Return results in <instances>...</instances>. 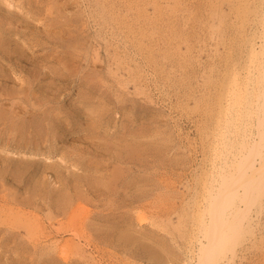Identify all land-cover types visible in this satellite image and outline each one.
<instances>
[{
  "label": "rangeland",
  "instance_id": "1",
  "mask_svg": "<svg viewBox=\"0 0 264 264\" xmlns=\"http://www.w3.org/2000/svg\"><path fill=\"white\" fill-rule=\"evenodd\" d=\"M3 1L0 0V110L6 114L0 115L5 117L0 122V162L7 163H0V196L4 195L0 198V228L16 231L18 228L11 226L14 222L27 221L41 233L47 230L48 235L43 237L37 230L36 240H29V234L26 236L21 229L14 236L9 234L12 231H1L0 264H197L201 258L198 247L206 239L201 238L206 234L201 233L202 221L198 222L206 217L205 198L215 188V172L227 154L216 134L220 131L218 123L213 128L221 114L216 106L222 102L221 97L228 95L232 77L239 84L242 80L246 87L251 85L246 131L254 140L261 139V123L257 121L263 114L255 92L262 63L259 64L260 54L254 58L252 50L257 52L264 36V0ZM66 53L67 58L75 56L70 58L71 65L69 58H64ZM250 66H255L256 71H251L254 69ZM244 68H249L248 72ZM256 96L259 98L255 100ZM55 110L57 114L53 115L67 118L63 120L68 122L66 127L49 115ZM27 118L42 121L38 128L29 129ZM47 118H52L54 124ZM44 123L54 128L48 135ZM18 125L26 129L22 136L13 131ZM228 146L230 152L236 151L235 143ZM262 154L253 157L256 162ZM20 165L27 166L24 169ZM6 167L19 171L15 169L14 174ZM113 176L115 181L111 180ZM59 192L62 199L72 196L69 210L58 203ZM261 199L249 207L246 215L253 220L242 221L245 223L236 231L239 236L228 242L230 250L221 251L225 258L219 264H264V194ZM234 204L244 203L241 199V203ZM79 205L84 207L83 215ZM58 208L68 212L64 218L60 211L57 213ZM73 208L78 213L71 211ZM55 211L60 217H55ZM69 212L75 213L71 214L73 218L78 214L79 220L86 216L83 221H73H79L77 229L84 235L77 232L79 236L75 237V231H63L64 223H70L66 220L71 216ZM31 243L37 245L33 247ZM48 245L55 246L53 252ZM60 246L64 248L62 255V251L58 252ZM42 253L50 256L45 258Z\"/></svg>",
  "mask_w": 264,
  "mask_h": 264
},
{
  "label": "bare ground",
  "instance_id": "2",
  "mask_svg": "<svg viewBox=\"0 0 264 264\" xmlns=\"http://www.w3.org/2000/svg\"><path fill=\"white\" fill-rule=\"evenodd\" d=\"M5 1V0H4ZM3 1V2H4ZM13 1V0H12ZM81 1V0H80ZM17 2V1H16ZM245 2V1H244ZM17 5V4H16ZM261 5V4H260ZM18 6V5H17ZM241 7V6H240ZM257 8H258V6H257ZM47 9V8H46ZM37 17V16H36ZM264 17V16H263ZM70 18V17H69ZM263 19V18H262ZM10 21V20H9ZM15 21V20H14ZM33 21V20H32ZM83 21V20H82ZM131 21V20H130ZM31 22V21H30ZM104 22V21H103ZM262 22H263V20H262ZM63 23V22H62ZM65 23V22H64ZM68 23H69V21H68ZM1 24V23H0ZM3 24V23H2ZM130 24V23H129ZM261 24V23H260ZM263 24V23H262ZM83 27V26H82ZM143 27V26H142ZM69 29H70V27H68ZM261 28V27H260ZM32 29V28H31ZM263 29H264V27H263ZM1 30V29H0ZM46 30V29H45ZM134 30V29H133ZM138 30V29H137ZM146 30V29H145ZM44 31V30H43ZM129 31V30H128ZM48 33V32H47ZM84 33V32H83ZM258 33H259V31H258ZM124 35V34H123ZM129 36V35H128ZM32 37V36H31ZM262 37H263V39H261L262 41H261V43H259V45L257 46L258 48H256V51L257 52H255L254 51V47L252 48L253 50V56H254V58H256L255 56L257 55V54H260V57L258 58L259 59V64L260 63H262L261 65H262V67H261V70H259V71H261V72H258V83H259V88H258V92L256 91L255 93H257L258 94V96L260 97V100H259V102H258V105L261 107L260 109H261V113L263 114V116L261 115V116H258V118H259V121H257V124L260 122L261 123V125H259L260 126V128L258 127V129H261L262 130V132L260 131V134H262L260 137H261V139L259 140H254L252 137V135H250L249 133H247V131H246V129H247V121H246V119H245V117H247V116H245L246 114V111L248 110L247 109V105L249 104V98H250V96H249V94H247L248 93V88L249 87H251V85L250 86H248L247 85V87H246V85L244 84L243 85V82H242V80H241V82H242V85H240L241 84V82H240V84L239 83H237L236 82V80L234 79V77H232V84L230 85V88L228 89V91H227V93H228V95H226V97H221V98H223V100H222V102H220V100H219V104L220 105H218V106H216L218 109V111H217V113H221L220 114V116H219V118L216 120V126H213V128L214 127H218L217 126V123H218V125H219V127H220V131H218L216 134H218L219 133V139L222 141V144H221V142H220V144L222 145V147H224L223 148V151H225L226 150V152L225 153H227L226 155H224L225 156V159H223V161L221 162V166H220V168H218L217 169V172H215V173H217L215 176H216V179H217V181H216V179L214 180L215 182H216V185H215V188L213 189H211V192L210 193H208L209 195H207L208 197H206L205 199H207V202H206V205H204V206H207V210L205 209V211H207V213L205 214L206 215V217H204V219H202V220H200L198 223H200L201 221V223H200V225H201V227L200 228H202L203 230H201L202 232L201 233H203V232H205V234H206V237H201L202 239L203 238H206V239H208L207 241H206V239H205V243L202 245V247L201 248H199L198 247V249H201V258L199 259V258H197V259H199L198 260V263L197 264H219L220 263V260L221 259H223V258H225V255H223L222 253H221V251L222 252H224L225 250H230L229 248H227V247H230L229 246V244L231 243H228L229 241H230V239L231 240H236L237 238V236H239V234L237 235V233L238 232H236V231H238L239 229H237V228H240L241 229V227H239V226H242L244 223L242 222L243 220H247L248 218H247V212L249 211V207H251V205L252 204H254V203H256V202H258V200L260 199V200H262L261 199V196H263V194H264V154H262V155H260L259 156V160H258V162H256V160L253 158V157H255V155H259L260 153H264V151H262L261 152V150H263V147H264V140L263 141H261L262 140V136L264 135V36L262 35ZM85 38H87V37H85ZM126 38V37H125ZM128 40V39H127ZM85 41V40H84ZM108 41V40H107ZM106 41V42H107ZM246 42V41H245ZM244 42V43H245ZM78 43H79V41H78ZM80 43H81V41H80ZM114 43V42H113ZM29 44V43H28ZM130 44V43H129ZM132 44V43H131ZM63 45V44H62ZM68 45V44H67ZM71 45V44H70ZM115 45V44H114ZM81 46H82V44H81ZM84 46V45H83ZM70 47H73V46H70ZM75 47V46H74ZM80 47V46H79ZM141 47V46H140ZM117 48V47H116ZM58 49V48H57ZM70 50V49H69ZM93 50V49H92ZM99 50V49H98ZM94 51V50H93ZM96 51V50H95ZM117 51V50H116ZM129 51V50H128ZM38 52V51H37ZM57 52V51H56ZM69 52V51H68ZM150 52V51H149ZM240 52V51H239ZM153 54V53H152ZM50 55V54H49ZM57 55V54H56ZM60 55V54H59ZM64 55H65V53H64ZM69 54L68 53H66V57H64V58H67V56H68ZM71 55H72V53H71ZM95 55V54H94ZM249 55H251V54H249ZM32 56V55H31ZM54 56V55H53ZM61 57H62V55H60ZM127 56V55H126ZM244 56H245V54H244ZM258 56V55H257ZM52 57V56H51ZM61 57H59L58 56V58H60L61 60L63 59V58H61ZM71 57H74L75 58V56H71ZM70 56L67 58L69 61H68V64L70 63V61L72 60H70V58H71ZM38 58V57H37ZM47 58V57H46ZM55 58H57V57H55ZM54 58V59H55ZM57 58V61L59 60ZM253 58V57H252ZM253 58V59H254ZM92 59V58H91ZM107 59V58H106ZM250 60L249 61H252L251 60V58H249ZM60 60V61H61ZM66 60V59H65ZM64 59L62 60L63 62L65 61ZM93 60V59H92ZM131 60V59H130ZM61 61V62H62ZM75 61V60H74ZM73 61V62H74ZM142 61V60H141ZM253 61H256V60H253ZM252 61V62H253ZM258 61V60H257ZM48 62V61H47ZM61 62H60V64H61ZM120 62V61H119ZM152 62V61H151ZM252 62H250V63H252ZM50 64H51V62H49ZM58 63H59V61H58ZM66 63V62H65ZM99 63H101V62H99ZM56 64V63H55ZM92 64V63H91ZM146 64V63H145ZM247 63H245V66H247L248 67V64L246 65ZM54 65V64H53ZM52 65V66H53ZM64 65V64H63ZM70 65H71V63H70ZM78 65V64H77ZM117 65V64H116ZM230 65V64H229ZM258 65V62H257V64H256V66ZM51 66V69H53V71L55 70V65H54V67H52ZM75 66H76V64H75ZM74 66V67H75ZM90 66V65H89ZM152 66V65H151ZM65 66H63V68H64ZM73 67V68H74ZM163 67V66H162ZM233 67V66H232ZM244 67V66H243ZM246 67V68H247ZM252 66H250V69H254L255 68V66H253L254 68H251ZM59 69H60V67H58ZM75 68H77V67H75ZM106 68V67H105ZM246 68H244V69H246ZM34 69V68H33ZM67 69V68H66ZM71 69V68H70ZM90 69V68H89ZM9 70V69H8ZM41 70V69H40ZM60 70H62L63 71V69H60ZM247 70H249V68L248 69H246V71ZM44 71V70H43ZM75 71H76V69H75ZM93 71V70H92ZM245 71V72H246ZM251 71H256V69H254V70H251ZM46 72V71H45ZM52 72V71H51ZM74 72V71H73ZM85 72H87L88 73V71H85ZM226 72V71H225ZM224 72V73H225ZM248 72V71H247ZM53 73V72H52ZM94 73V72H93ZM250 73H252V72H250ZM62 74V73H61ZM60 74V75H61ZM249 74V73H248ZM59 75V74H58ZM60 75H59V77H60ZM69 75H71V74H69ZM128 75V74H127ZM245 75H247V73L245 74ZM244 75V76H245ZM251 75V74H250ZM253 75V74H252ZM51 76V75H50ZM53 76H55V75H53ZM73 76V75H72ZM82 76V75H81ZM80 76V77H81ZM88 76V75H87ZM87 76H85V77H87ZM234 76V75H233ZM236 76H238L237 74H236ZM235 76V77H236ZM19 77V76H18ZM57 77V76H56ZM62 77H64V75L62 76ZM69 77V76H68ZM141 77V76H140ZM164 77V76H163ZM242 77V76H241ZM251 77V76H250ZM32 78V77H31ZM53 78V77H52ZM67 78V77H66ZM66 78H64L63 80L65 81L66 80ZM97 78H99V77H97ZM97 78H94V79H97ZM246 78V77H245ZM51 79V78H50ZM56 79V78H55ZM62 79V78H61ZM78 79V78H77ZM93 79V78H92ZM93 79V80H94ZM116 79V78H115ZM120 79V78H119ZM242 79V78H241ZM252 79V78H251ZM255 79V78H254ZM21 80H24V79H21ZM20 80V81H21ZM36 80V79H35ZM53 80V79H52ZM57 80V79H56ZM59 81H60V78L58 79ZM62 80V81H63ZM123 80V79H122ZM245 80V79H244ZM33 81V80H32ZM55 81V80H54ZM61 81V82H62ZM87 81V80H86ZM88 81H90V80H88ZM102 81V80H101ZM121 81V80H120ZM158 81H159V79H158ZM250 82V79L248 80L247 79V82ZM22 82H24V81H22ZM28 82V81H27ZM61 82H60V84H61ZM96 82V81H95ZM164 82V81H163ZM21 83V82H20ZM20 83H19V87H20ZM39 83V82H38ZM51 83H52V81H51ZM59 83V82H58ZM147 83V82H146ZM251 83V82H250ZM257 83V84H258ZM29 84V83H28ZM101 84V83H100ZM248 84V83H247ZM25 85H26V83H25ZM54 85H55V83H54ZM121 85V84H120ZM122 85H124L123 83H122ZM161 85H163V84H161ZM223 85V84H222ZM21 86H22V83H21ZM29 86V85H28ZM36 86V85H35ZM111 86V85H110ZM118 86H119V84H118ZM223 86H225V85H223ZM121 87V86H120ZM124 87V86H123ZM22 88H24V87H22ZM25 88H28L29 89V87H25ZM59 88V87H58ZM57 88V89H58ZM113 88V87H112ZM221 89H222V87H220ZM27 89V90H28ZM31 89V88H30ZM103 89V88H102ZM101 89V90H102ZM251 89V88H250ZM59 90V89H58ZM145 90V89H144ZM163 90V89H162ZM18 92L19 91H21V90H17ZM223 91H224V88H223ZM223 91H222V93L221 94H223ZM250 91V90H249ZM23 92V91H22ZM220 92H221V90H220ZM224 93H226V91L224 92ZM254 93V94H255ZM220 94V95H221ZM253 94V95H254ZM257 94H255V95H257ZM6 96L8 95V94H5ZM24 95V98H25V95H26V93L25 94H23ZM121 95V94H120ZM127 95V94H126ZM5 96V97H6ZM9 96V95H8ZM15 96V95H14ZM124 96V95H123ZM135 96V95H134ZM138 96V95H137ZM145 96V95H144ZM223 96V95H222ZM258 96H256L255 97V100H256V98H259ZM4 97V96H3ZM11 97V96H10ZM122 97V96H121ZM219 97V98H220ZM7 98V97H6ZM9 98V97H8ZM48 98V97H47ZM50 98V97H49ZM48 98V99H49ZM119 98V97H118ZM23 99V98H22ZM28 98H26V100H27ZM51 99V98H50ZM52 99H54V98H52ZM123 99V98H122ZM218 99V98H217ZM54 100H56V99H54ZM254 100V99H253ZM3 101V100H2ZM25 101V100H24ZM122 101V100H121ZM132 101V100H131ZM140 101V100H139ZM120 102V101H119ZM129 102V101H128ZM149 102H151V101H149ZM217 102V101H216ZM256 102V101H255ZM255 102H253V103H255ZM12 104H13V102H11ZM133 103V102H132ZM152 103V102H151ZM218 103V102H217ZM216 104V103H215ZM119 105V104H118ZM129 105H130V103H129ZM52 106V105H51ZM145 106V105H144ZM248 106H250V105H248ZM258 106V107H259ZM5 107V106H4ZM10 107H12V105L10 104ZM14 107V106H13ZM53 107V106H52ZM255 108H256V106H254ZM25 108V107H24ZM23 108V109H24ZM51 108V107H50ZM3 109V108H2ZM5 109V108H4ZM13 109V108H12ZM14 109H15V107H14ZM17 109H18V107H17ZM22 109V110H23ZM19 110H21V109H19ZM46 110V109H45ZM45 110H43L44 111V113L47 111H45ZM49 110H52V109H49L48 108V111ZM59 110V109H58ZM84 110V109H83ZM29 111V110H28ZM27 110H26V113L28 112ZM43 111L41 112L42 114H43ZM4 112H5V110H4ZM3 111H1L0 110V115L2 114H6V113H4ZM9 112V111H8ZM10 112H11V110H10ZM14 112H16V111H14ZM21 112V111H20ZM36 112V111H35ZM50 112V111H49ZM53 112H56V114H57V111L55 110V111H52V113L51 114H49L52 118L53 117H56V119H54L56 122L58 121L59 123V125H62V126H64V125H67V123L68 122H66V120L65 121H63L64 119H67V118H65L64 117V119L58 114V115H53L54 113ZM59 112V111H58ZM87 112V111H86ZM255 112H257V110H254V113ZM17 113H19L18 111H17ZM23 113H25V112H23ZM22 113V114H23ZM38 113H39V111H38ZM48 113V112H47ZM60 113V112H59ZM20 114V113H19ZM41 114V115H42ZM61 115H64L65 116V114H62V113H60ZM11 115H12V113H11ZM10 115V116H11ZM15 115V114H14ZM30 115V114H29ZM34 114H32V116L30 115V116H28V117H34L33 116ZM40 115V114H39ZM46 115V114H45ZM44 115V117L46 118V116ZM48 115V114H47ZM68 115H70V114H68L67 113V116ZM13 116V115H12ZM43 116V115H42ZM17 117H19V116H17ZM24 117V116H23ZM218 117V116H217ZM16 118V117H15ZM15 118H13V119H15ZM22 118V117H21ZM25 118H26V116H25ZM43 117H41V119H42ZM52 118H51V120H52ZM58 118V119H57ZM62 118V120H59V119H61ZM70 118V117H69ZM68 118V119H69ZM258 118L256 117V119L258 120ZM5 119V117H2V116H0V122H2L3 123V120ZM28 119V121H30V123H28V128L29 127H35V128H38V127H36V126H40V125H38V124H40L41 123V121H39V118H37V121L38 122H34V121H32L30 118H27ZM30 119V120H29ZM10 120H11V117H10ZM35 120V119H34ZM43 120H44V118H43ZM47 120L49 121V123H51V120H50V118L48 119L47 118ZM91 120V119H90ZM215 120L213 121V124H214V122H215ZM19 121V120H18ZM21 121V120H20ZM19 121V122H20ZM45 121V120H44ZM68 121V120H67ZM263 121V122H262ZM47 122V121H46ZM9 123V122H8ZM49 123L47 124V123H44V124H46L47 125V127H44L45 129H44V131H45V134L46 135H48V131L49 132H51V129H54V128H51V129H49ZM53 123V122H52ZM52 123H51V125H52ZM95 123V122H94ZM54 124V123H53ZM251 124V123H250ZM250 124H248V126L250 125ZM1 125V124H0ZM7 125V124H6ZM25 125V124H24ZM46 125H44V126H46ZM111 125V124H110ZM19 126H21V125H18V127L16 128V129H13V131H14V133L15 132H17V133H19V135L20 136H22L21 134V132L25 129H22L21 127H19ZM23 126V125H22ZM91 126V125H90ZM23 127H25V126H23ZM53 127V126H52ZM64 127H66V126H64ZM92 127H94V126H92ZM91 127V128H92ZM250 127V126H249ZM254 127V126H253ZM257 127V126H256ZM56 128V127H55ZM60 128H61V126H60ZM95 128V127H94ZM94 128H92L93 130H94ZM5 129H9L8 127L7 128H5ZM5 129H3L4 131H5ZM30 129V128H29ZM34 129V128H33ZM215 129V128H214ZM250 129V128H249ZM26 130V129H25ZM24 130V131H25ZM35 130V129H34ZM254 130V129H253ZM253 130H252V132H253ZM257 130V129H256ZM256 130H255V132H256ZM28 131H30V130H28ZM259 131V130H258ZM256 132L255 134H257L258 133V135H259V132ZM32 132V131H31ZM36 133H37V131H35ZM107 132V131H106ZM252 132H251V134H252ZM4 133V132H3ZM34 133V132H33ZM123 133V132H122ZM145 133V132H144ZM52 134V133H51ZM121 134V133H120ZM13 135V134H12ZM11 135V136H12ZM34 135H36V134H34ZM33 135V136H34ZM53 135V134H52ZM9 136V135H8ZM13 136H15V135H13ZM151 136V135H150ZM209 136V135H208ZM217 136V137H218ZM255 136H257V135H255ZM122 137V136H121ZM259 137V138H260ZM1 138V137H0ZM18 138V137H17ZM255 138V137H254ZM19 139V138H18ZM21 139H22V137H21ZM264 139V138H263ZM13 140V139H12ZM233 140H236L237 142H233ZM21 141H23V140H21ZM252 141V142H251ZM20 143H22V142H20ZM232 143H235V145H236V151H229L230 150V148H229V146L228 145H231ZM251 143V144H250ZM219 144V143H218ZM250 144V146H248ZM24 145V144H23ZM43 145V144H42ZM141 145V144H140ZM220 145V146H221ZM25 146V145H24ZM33 147V146H32ZM221 147V148H222ZM231 148H232V146H230ZM234 147V146H233ZM35 148V147H34ZM260 148V150H258ZM37 149V148H36ZM21 150H23V149H21ZM26 150H28V149H26ZM31 150V149H30ZM136 150V149H135ZM163 150V149H162ZM232 150V149H231ZM31 151H33V149L31 150ZM30 151V152H31ZM38 151V150H37ZM36 151V152H37ZM59 151H62V150H59ZM221 151V150H220ZM28 152V151H27ZM34 152V151H33ZM65 152H67V151H64V153ZM150 152V151H149ZM156 152V151H155ZM158 152V151H157ZM49 153L51 154V152H50V150H49ZM49 153L47 154V155H49ZM53 153V152H52ZM59 153V152H58ZM10 154V153H9ZM24 154V153H23ZM29 154V153H28ZM66 154V153H65ZM229 154V156H227ZM18 155V154H17ZM37 155V154H36ZM47 155H45V156H47ZM62 155H63V153H62ZM128 155V154H127ZM23 156V155H22ZM21 156V157H22ZM29 156V155H28ZM31 156H33V155H31ZM52 156V155H51ZM17 157V156H16ZM30 157V156H29ZM61 157V156H60ZM65 157V156H64ZM63 156H62V159L64 158ZM156 157V156H155ZM229 157V158H228ZM11 158V157H10ZM18 158V157H17ZM16 158V160H18ZM23 158V157H22ZM27 158V157H26ZM31 158V157H30ZM35 158V157H34ZM55 158V157H54ZM223 158V157H222ZM3 159V158H2ZM2 159H1V161H2ZM39 159V158H38ZM50 159V158H49ZM145 159V158H144ZM159 159V158H158ZM4 160V159H3ZM6 160V159H5ZM11 160V159H10ZM10 160H9V162H10ZM102 160V159H101ZM139 160V159H138ZM219 160V159H218ZM34 161V160H33ZM126 161V160H125ZM6 162V161H5ZM9 162H8V164H9ZM12 162V161H11ZM10 162V163H11ZM24 162V161H23ZM35 162V161H34ZM46 162H47V160H46ZM139 162V161H138ZM234 162V163H233ZM0 163H4V162H0ZM7 163V162H6ZM6 163H4V164H6ZM27 163V162H26ZM42 163V162H41ZM53 163V162H52ZM140 163V162H139ZM1 164V165H2ZM14 164H16V162L14 163ZM19 164V162L17 163V165ZM21 164V163H20ZM29 164H30V162H29ZM44 164V163H43ZM54 164V163H53ZM52 164V165H53ZM109 164V163H108ZM28 165V164H27ZM27 165H25V168H26V166ZM31 165V164H30ZM29 165V167L28 168H31V166ZM32 165H34V164H32ZM55 165V164H54ZM59 165V164H58ZM7 166V165H6ZM9 166V165H8ZM20 166H22V165H20ZM46 166H48V165H46ZM45 165H44V168L46 167ZM9 167H12V166H9ZM19 166H17V168H18ZM23 167V166H22ZM49 167V166H48ZM48 167H47V169H48ZM5 168V167H4ZM24 168V167H23ZM24 168V169H25ZM52 168H54V167H52ZM214 169H215V167H213ZM6 169H7V167H6ZM5 169V170H6ZM16 169V168H15ZM15 169H13L14 171H12V169H7V170H11L12 172L11 173H13L14 172V174H15V172L18 170V169H16V171H15ZM22 169V168H21ZM23 169V170H24ZM129 169V168H128ZM2 170V169H1ZM45 170V169H44ZM44 170H43V172H44ZM54 170H56V169H54ZM79 170V169H78ZM106 170V169H105ZM19 171V170H18ZM113 171V170H112ZM3 172H4V170H3ZM6 172V171H5ZM8 172V171H7ZM21 172V171H20ZM26 172V171H25ZM24 172V173H25ZM28 172V171H27ZM31 172V171H30ZM115 172V171H114ZM18 173V172H17ZM16 173V174H17ZM110 173V172H109ZM113 173V172H112ZM23 174V173H22ZM41 174H43V173H41ZM121 174V173H120ZM18 175V174H17ZM39 175V174H38ZM121 176V175H120ZM115 178H114V176H113V178L111 179V180H114ZM115 181V180H114ZM212 181V180H211ZM40 182V181H39ZM53 183V182H52ZM51 183V184H52ZM36 184H38V183H36ZM42 184H43V182H42ZM55 184V183H54ZM211 184V183H210ZM116 185V184H115ZM38 186L40 187V183L38 184ZM210 186V185H209ZM213 186H214V183H213ZM212 185L210 186V187H213ZM41 187H42V185H41ZM43 188V187H42ZM58 189V188H57ZM112 189V188H111ZM37 190L38 191H40V189L39 188H37ZM61 190V189H60ZM125 191H126V189H124ZM1 191V190H0ZM121 191H122V189H121ZM4 192V191H3ZM52 192V191H51ZM76 192V191H75ZM79 192V191H78ZM77 192V193H78ZM53 193V192H52ZM52 193L50 194V195H52ZM57 193V192H56ZM63 192H61V194H62ZM65 193V192H64ZM77 193H74V194H77ZM84 194V193H83ZM116 194V193H115ZM136 194V193H135ZM6 195V194H5ZM49 195V194H48ZM55 195V194H54ZM63 195V194H62ZM67 195V194H66ZM66 195H63V196H66ZM78 195H79V193H78ZM81 195L82 194H80V197L79 198H81ZM3 194H2V196H0V198L2 199L3 198ZM77 196V195H76ZM27 197V202H29L30 200L28 199V197L29 196H26ZM25 197V198H26ZM49 197V196H48ZM59 197H61V198H59ZM59 197H56V201H57V199L59 198L60 199V202H58V203H60V204H62V206L64 205L65 207H64V210H65V208L66 209H68V208H71V206H72V198H70V197H72L71 195H70V197L69 198H67L68 196H66V198L65 199H62V196L60 195V192H59ZM75 197V195L73 196V198ZM83 197L85 198V196L83 195ZM83 197H82V199H83ZM95 197V196H94ZM52 198V197H51ZM64 198V197H63ZM78 198V200H80ZM238 198H240V200L238 199ZM5 199V198H4ZM4 199H3V201H4ZM6 199H8V198H6ZM91 199V198H90ZM237 199V200H236ZM241 199H242V203H244L242 206H240L239 204H237V206L234 204V201H239L240 203H241ZM15 200V199H14ZM14 200H10V202L11 201H13L14 202ZM19 200H21V199H19ZM18 200V201H19ZM26 200V199H25ZM29 200V201H28ZM75 200H77V199H75ZM95 200V199H94ZM118 200V199H117ZM15 201H17V200H15ZM15 202V203H20V204H22L21 202L22 201H19V202ZM41 201V200H40ZM55 201V200H54ZM73 201H74V199H73ZM82 201V200H81ZM80 201V202H81ZM135 201V200H134ZM23 202H25V201H23ZM53 202V201H52ZM79 202V201H78ZM92 202H93V200H92ZM111 202V201H110ZM261 202V201H260ZM31 203H32V201H31ZM57 203V204H58ZM75 203H77V202H74V204ZM94 203V202H93ZM112 203V202H111ZM136 203V202H135ZM236 203V202H235ZM4 203L2 202V207L3 206H5V205H3ZM24 205H26L25 203H23ZM23 204H22V206H23ZM28 204V203H27ZM30 204V203H29ZM50 204V203H49ZM55 204V203H54ZM59 204V206H61ZM73 204V205H74ZM94 204H96V202L94 203ZM259 204V203H258ZM52 205V204H51ZM56 205V204H55ZM0 206H1V203H0ZM29 206V205H28ZM32 206H34V207H36L35 206V204H32ZM58 206V207H59ZM62 206H61V208H62ZM76 206V205H75ZM75 206H73V207H75ZM80 206V208H76V209H80V210H78V211H80V214H82L83 215V213H81V210H82V212H83V208L84 207H82V205H79ZM1 207V208H2ZM30 207H31V205H30ZM38 207V206H37ZM45 207V206H44ZM5 208H6V206H5ZM32 208V207H31ZM206 208V207H205ZM4 209V208H3ZM3 209H1V210H3ZM14 209V208H13ZM12 209V212L14 211ZM17 209V208H16ZM15 209V210H16ZM56 209V208H55ZM59 210L57 211V213L60 211V208H58ZM63 209V208H62ZM62 209H61V211H62ZM7 210V209H6ZM18 210L20 211V209L18 208ZM27 210V209H26ZM35 210V209H34ZM69 210V209H68ZM71 210V209H70ZM106 210V209H105ZM9 211V210H8ZM8 211H7V213H8ZM23 211V210H22ZM27 211H31L30 209H28ZM60 211V212H61ZM71 211H74L75 212V209L73 208ZM253 211V210H252ZM11 212V211H10ZM12 212H11V214H12ZM17 212V211H16ZM63 212V211H62ZM61 212V213H62ZM66 212L67 211H65L64 213H60L62 216L61 217H63V215H66ZM71 213V212H69L70 214L69 215H71V214H75V213H78L77 211L75 212V213ZM107 212V211H106ZM126 212V211H125ZM128 212V211H127ZM251 212V211H250ZM7 213H3V214H7ZM14 213V212H13ZM17 213H19V212H17ZM21 213V212H20ZM25 213V212H24ZM35 213V212H34ZM49 213V212H48ZM55 213H56V211H55ZM57 213H56V215H55V217L57 216V217H60V215H57ZM68 213V212H67ZM93 213V212H92ZM28 214L30 215V213L28 212ZM33 214V213H32ZM111 214V213H110ZM120 214V213H119ZM250 214V213H249ZM10 215V214H9ZM25 215V214H24ZM34 215V214H33ZM77 215L78 214H76L75 216H74V218L72 217V215L71 216H68V218L69 219H67L66 218V220H68V222L67 223H69V220H70V223H72V225L69 223V224H66V226H65V223H64V227H63V231H70V232H72L73 231V233H75L76 232V235H75V237L78 235L79 236V234L78 233H80L82 230H79V229H77V228H80V226H78L77 225V223H79V221H83L84 220V217H86L85 215H84V217H82L81 215V219L79 220L78 219V217H79V215H78V217H77ZM89 215V214H88ZM95 215V214H94ZM21 216H22V214H21ZM25 216H27V214L25 215ZM92 216V215H91ZM131 216V215H130ZM8 217V216H7ZM11 217V216H10ZM9 217V218H10ZM28 217H30V216H28ZM27 217V218H28ZM34 218H35V216H33ZM76 217H77V219H76ZM17 218V217H16ZM24 218V217H23ZM26 218V217H25ZM24 218V219H25ZM30 218H32V217H30ZM64 218V217H63ZM71 218L72 219H74V220H72L71 221ZM131 218V217H130ZM6 219H8V218H6ZM21 219V218H20ZM33 219V218H32ZM38 219H39V217H38ZM26 220V219H25ZM30 220V219H29ZM28 220V221H29ZM35 220H37V218H35ZM77 220H79L77 223H73V221L75 222V221H77ZM250 220H253V219H248L247 221H248V223H249V221ZM1 221V220H0ZM18 221V220H17ZM21 221H22V219H21ZM40 222H41V220H39ZM193 221V220H192ZM27 221H25V222H20V220H19V222H14L13 223V225H11L12 226V229H13V227H16V229L18 228V230H16V231H14V230H11L10 228V230L12 231H9V232H11V233H9L10 235L11 234H13V236L15 235V234H20V231H19V229H21L22 230V232H25L24 234H26V236L29 234V240H30V238H31V240L33 239V240H36V238H37V233H38V231H40V233L39 234H42L43 235V237L45 236L44 234L47 232V230H44L45 231V233H41V231L42 230H38V229H36L34 226H32V225H29V223H26ZM38 221H36V223H37ZM40 222H39V224H40ZM48 222V221H47ZM59 222H60V220H59ZM19 223H22V224H19ZM33 223H34V220H33ZM36 223L34 224V225H36ZM250 223H251V221H250ZM10 224V223H9ZM38 224V223H37ZM42 224H43V222H42ZM41 224V225H42ZM74 224V225H73ZM76 224V225H75ZM85 224V223H84ZM4 225H7V224H4ZM4 225H3V227H4ZM44 225V224H43ZM43 225H42V228H43ZM80 225V224H79ZM51 226V225H50ZM62 226V225H61ZM60 226V227H61ZM78 226V227H77ZM94 226H95V224H94ZM251 226V225H250ZM8 227V226H7ZM193 227H195V226H193ZM197 227V226H196ZM42 228H40L39 227V229H42ZM102 228V227H101ZM197 228H199V226L197 227ZM243 228V227H242ZM15 229V228H14ZM44 229V228H43ZM46 229V228H45ZM55 229V228H54ZM58 229H59V227H58ZM62 229V228H61ZM60 229V230H61ZM4 230H6L7 231V229H6V227L4 228V229H2V228H0V233H1V231H4ZM24 230V231H23ZM38 230V231H37ZM49 230V229H48ZM79 230V231H78ZM6 231H5V233H6ZM8 231H7V233H8ZM37 231V232H36ZM43 231V232H44ZM56 231V230H55ZM75 231V232H74ZM240 231V230H239ZM69 232V233H70ZM78 232V233H77ZM36 233V234H35ZM58 233V232H57ZM82 233V232H81ZM195 233V232H194ZM240 233V232H239ZM242 233V232H241ZM24 234H22L23 236H25ZM36 236H34V235ZM38 234V235H39ZM50 235H51V233H49ZM46 235H48L47 233H46ZM49 235V236H50ZM82 235H84L83 233H82ZM89 235V234H88ZM107 235V234H106ZM0 236H1V234H0ZM3 236V235H2ZM1 236V237H2ZM26 236H25V238H26ZM41 236V235H40ZM94 236V235H93ZM203 236H205V235H203ZM6 237H8V235L6 236ZM35 237V238H34ZM42 237V238H43ZM48 237V236H47ZM80 237H82L81 235H80ZM79 237V238H80ZM85 237V236H84ZM87 237V236H86ZM5 238V237H4ZM14 238H16V237H14ZM21 238H22V236H21ZM24 238V237H23ZM40 238V237H39ZM79 238H77V239H79ZM28 239V238H27ZM27 239H26V241H27ZM41 239V238H40ZM43 239H46V238H43ZM53 239V238H52ZM85 239V238H84ZM1 240V239H0ZM15 240V239H14ZM18 239L16 238V242H18L17 241ZM25 240V239H24ZM47 240V239H46ZM93 240V239H92ZM199 240V239H198ZM5 241H6V239H5ZM38 241V240H37ZM36 241V242H37ZM51 242H53L52 240H50ZM100 241V240H99ZM200 241V240H199ZM6 242H8V239H7V241ZM10 242V241H9ZM12 243L11 244H13V242L14 241H11ZM32 242V241H31ZM35 242V243H36ZM47 242V241H46ZM49 242V241H48ZM67 242V241H66ZM65 242V243H66ZM116 242V241H115ZM235 242V241H234ZM27 243H28V241H27ZM56 243V242H55ZM55 243H54V245H55ZM79 243V242H78ZM22 244V243H21ZM20 244V245H21ZM25 243H23V245H24ZM30 244V243H29ZM32 244V246L34 247V243H31ZM40 244V243H39ZM42 244H43V242H42ZM41 244V245H42ZM48 244H50V243H48ZM52 244V243H51ZM50 244V245H51ZM63 244V243H62ZM3 245V244H2ZM6 245V244H5ZM9 245V244H8ZM7 245V246H8ZM19 245V246H20ZM23 245H21V246H23ZM37 245V244H36ZM35 245V246H36ZM64 245V244H63ZM74 245V244H73ZM97 245V244H96ZM112 245V244H111ZM192 245V244H191ZM11 246V245H10ZM39 246V245H38ZM45 246H46V244H45ZM78 246V245H77ZM233 246V245H232ZM1 247V246H0ZM29 247V246H28ZM32 247V249H34ZM40 248H42L41 246H39ZM43 247H44V244H43ZM48 247H49V245H48ZM55 247V246H54ZM54 247H51L52 248V251H51V248L49 247V249L47 248V250H49V251H51V252H53V248ZM65 247H66V245H65ZM69 247V251L71 250L70 249V245L68 246ZM80 247V246H79ZM85 247V246H84ZM3 248V247H2ZM24 248H26L25 246H24ZM36 248H37V250H38V247H35V251H36ZM45 248V247H44ZM61 248V250H58V252L59 251H62V249L64 250V248H62V246H60L59 247V249ZM71 248H73V246L71 245ZM74 248H76V247H74ZM73 248V249H74ZM230 248H232V247H230ZM7 249V248H6ZM5 249V250H6ZM27 249V248H26ZM25 249V250H26ZM29 249V248H28ZM31 249V248H30ZM30 249H29V251H30ZM43 249V248H42ZM66 249V248H65ZM68 249V248H67ZM23 250V249H22ZM45 250V252L47 251L46 249H44ZM75 250V249H74ZM77 251L79 250V248L78 249H76ZM82 250V249H81ZM24 251V250H23ZM33 251V250H32ZM80 251V250H79ZM78 251V252H79ZM200 251V250H199ZM10 252V251H9ZM41 252H42V250H41ZM40 252V253H41ZM51 252H49V253H51ZM66 252H68V251H66ZM76 251H74V253H75ZM81 252V251H80ZM115 252V251H114ZM193 252V251H192ZM24 253V252H23ZM36 254L38 253V252H35ZM48 253V255L50 256V254ZM61 253V255H62V253H63V251L62 252H60ZM84 253V252H83ZM83 253L82 254H78V255H80V256H82L83 255ZM194 253V252H193ZM199 253V252H198ZM219 253H221V255H219ZM231 253H233V252H231ZM25 254V253H24ZM33 254H34V251H33ZM43 254H45V253H42V254H40V255H43ZM59 254V253H58ZM66 254V253H65ZM76 254V253H75ZM187 254H188V252H187ZM35 255V254H34ZM47 254H45L44 256H45V258H46V256H48ZM192 255V254H191ZM23 256V255H22ZM21 256V257H22ZM35 256H37V255H35ZM35 256H32V257H35ZM27 257H28V255H27ZM199 257V256H198ZM24 258H25V256H24ZM23 258V259H24ZM30 258H31V256H30ZM29 258V259H30ZM40 258V257H39ZM42 258H44V257H42ZM54 258V257H53ZM49 259V258H48ZM48 259H45L46 261L48 260ZM29 261H32V260H29ZM26 263V262H25ZM42 263V262H41ZM50 263V262H49ZM53 263V262H52ZM64 263V262H63ZM170 264V263H169Z\"/></svg>",
  "mask_w": 264,
  "mask_h": 264
}]
</instances>
